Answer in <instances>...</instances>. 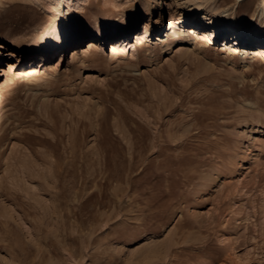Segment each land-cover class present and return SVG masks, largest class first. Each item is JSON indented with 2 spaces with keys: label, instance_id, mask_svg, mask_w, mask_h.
<instances>
[{
  "label": "rangeland",
  "instance_id": "1",
  "mask_svg": "<svg viewBox=\"0 0 264 264\" xmlns=\"http://www.w3.org/2000/svg\"><path fill=\"white\" fill-rule=\"evenodd\" d=\"M138 2L0 0V264H264L260 0Z\"/></svg>",
  "mask_w": 264,
  "mask_h": 264
},
{
  "label": "bare ground",
  "instance_id": "2",
  "mask_svg": "<svg viewBox=\"0 0 264 264\" xmlns=\"http://www.w3.org/2000/svg\"><path fill=\"white\" fill-rule=\"evenodd\" d=\"M138 3H139V6H138L139 14L144 16L146 18L147 22H151V20H152L151 17L155 13H157L158 9L160 8V0H139ZM178 5L182 7V12L179 13L175 18L172 17L171 23H170V27L172 28L171 31L176 30V28H182L184 23H190V24L195 23L196 24L197 21H199L198 23H203V24H206V26H210L211 30L209 29L207 34H211V35L221 34L223 31L225 32V31H227V30H229L235 26L232 24L231 21H225L222 19L221 21L217 22L215 20L216 16L218 15V12L224 10L223 8H221L220 5L216 4V0H182V2H179ZM206 5L210 6L207 11H211V15L208 12H206V10H205ZM259 8H261V11H260L261 16L264 17V0H260ZM234 11L235 10L230 11V13H228V16L229 17L233 16ZM201 13H204V14H201ZM255 13H256V11H253L252 13L249 14L250 17H249V20L247 22H241L238 24V26H236V31H237V33H235V34H237V36L235 38L236 41H238V42H250L251 43V37L254 34L257 35L259 33H260L259 37H261L262 40H264V28H261L260 26L254 25V23H253V18L255 16ZM208 14L211 17H213V19H210V18L206 19V15H208ZM234 16H235V14H234ZM65 27H60L57 30L56 34L50 40L44 39V37L41 34L32 37L30 42L26 46H24V48L21 49V52L27 53V54L37 52V51L43 52V54L44 53H46V54L51 53L52 51H50V49H48V47H55L56 45H59V44L64 45V43L69 41L68 39H67V41L65 40V36H64V32H63ZM189 29H190V32H192V33L198 32L194 28L193 29L189 28ZM124 31H125V33L128 32L127 29ZM114 49L116 50L117 48L114 47ZM74 55H76V54H74ZM74 55H72V56H74ZM14 56H16V58L19 60V56H17V53H10L11 58ZM4 65H5V67L4 66L1 67V70L2 71L7 70V72H9V73L12 72L13 67H15V69H16L19 66L16 62H14V63L11 62V63L4 64ZM9 73H7L6 76H9Z\"/></svg>",
  "mask_w": 264,
  "mask_h": 264
}]
</instances>
